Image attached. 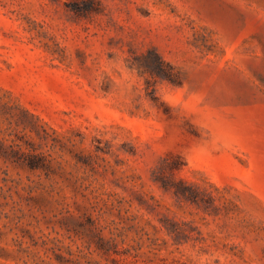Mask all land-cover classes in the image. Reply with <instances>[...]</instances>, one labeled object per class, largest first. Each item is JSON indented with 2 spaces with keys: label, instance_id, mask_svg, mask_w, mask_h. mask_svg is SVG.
<instances>
[{
  "label": "rangeland",
  "instance_id": "1",
  "mask_svg": "<svg viewBox=\"0 0 264 264\" xmlns=\"http://www.w3.org/2000/svg\"><path fill=\"white\" fill-rule=\"evenodd\" d=\"M0 264H264V0H0Z\"/></svg>",
  "mask_w": 264,
  "mask_h": 264
},
{
  "label": "trees",
  "instance_id": "2",
  "mask_svg": "<svg viewBox=\"0 0 264 264\" xmlns=\"http://www.w3.org/2000/svg\"><path fill=\"white\" fill-rule=\"evenodd\" d=\"M179 193V192H178Z\"/></svg>",
  "mask_w": 264,
  "mask_h": 264
}]
</instances>
